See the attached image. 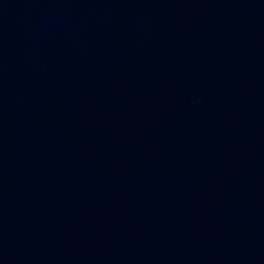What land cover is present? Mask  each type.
Wrapping results in <instances>:
<instances>
[{
	"label": "water",
	"instance_id": "1",
	"mask_svg": "<svg viewBox=\"0 0 264 264\" xmlns=\"http://www.w3.org/2000/svg\"><path fill=\"white\" fill-rule=\"evenodd\" d=\"M0 264H264V0H0Z\"/></svg>",
	"mask_w": 264,
	"mask_h": 264
}]
</instances>
